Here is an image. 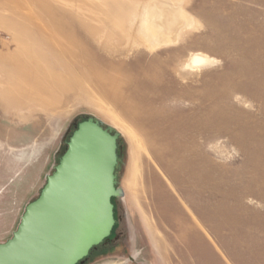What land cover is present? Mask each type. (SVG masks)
Listing matches in <instances>:
<instances>
[{
    "label": "rangeland",
    "instance_id": "rangeland-1",
    "mask_svg": "<svg viewBox=\"0 0 264 264\" xmlns=\"http://www.w3.org/2000/svg\"><path fill=\"white\" fill-rule=\"evenodd\" d=\"M1 90L0 242L93 116L123 194L79 264H264V0H0Z\"/></svg>",
    "mask_w": 264,
    "mask_h": 264
},
{
    "label": "water",
    "instance_id": "water-1",
    "mask_svg": "<svg viewBox=\"0 0 264 264\" xmlns=\"http://www.w3.org/2000/svg\"><path fill=\"white\" fill-rule=\"evenodd\" d=\"M119 134L91 116L77 124L38 197L12 237L0 242V264H79L107 240L117 222Z\"/></svg>",
    "mask_w": 264,
    "mask_h": 264
},
{
    "label": "bare ground",
    "instance_id": "bare-ground-1",
    "mask_svg": "<svg viewBox=\"0 0 264 264\" xmlns=\"http://www.w3.org/2000/svg\"><path fill=\"white\" fill-rule=\"evenodd\" d=\"M160 30H162V28ZM160 30L158 32H160ZM158 32H156V33H158ZM163 41L166 42L167 40H163ZM197 61L198 62L200 61V58L198 56L194 58V62H197Z\"/></svg>",
    "mask_w": 264,
    "mask_h": 264
},
{
    "label": "crops",
    "instance_id": "crops-1",
    "mask_svg": "<svg viewBox=\"0 0 264 264\" xmlns=\"http://www.w3.org/2000/svg\"><path fill=\"white\" fill-rule=\"evenodd\" d=\"M2 80V79H1ZM2 82H3V80H2ZM3 94V96H4V93L2 92V90L0 91V96ZM20 120V119H19ZM21 122V120L19 121V123Z\"/></svg>",
    "mask_w": 264,
    "mask_h": 264
}]
</instances>
